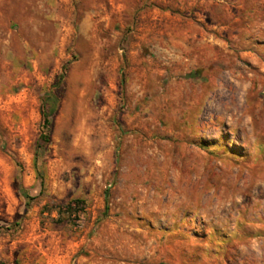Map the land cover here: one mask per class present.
Here are the masks:
<instances>
[{"label": "rangeland", "instance_id": "obj_1", "mask_svg": "<svg viewBox=\"0 0 264 264\" xmlns=\"http://www.w3.org/2000/svg\"><path fill=\"white\" fill-rule=\"evenodd\" d=\"M0 262L264 264V0H0Z\"/></svg>", "mask_w": 264, "mask_h": 264}, {"label": "trees", "instance_id": "obj_2", "mask_svg": "<svg viewBox=\"0 0 264 264\" xmlns=\"http://www.w3.org/2000/svg\"><path fill=\"white\" fill-rule=\"evenodd\" d=\"M43 122H45V119L43 120ZM72 217H73V219H74L75 217H78V216H77V215H75V214H73V216H72ZM0 264H3V263H1V262H0Z\"/></svg>", "mask_w": 264, "mask_h": 264}]
</instances>
